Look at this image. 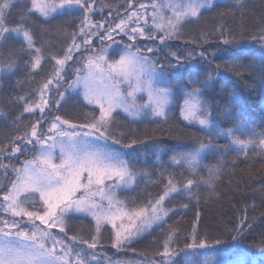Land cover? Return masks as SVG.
Listing matches in <instances>:
<instances>
[{"label": "snow or ice", "instance_id": "1", "mask_svg": "<svg viewBox=\"0 0 264 264\" xmlns=\"http://www.w3.org/2000/svg\"><path fill=\"white\" fill-rule=\"evenodd\" d=\"M15 3H21L23 8L18 14L17 22L10 25L8 18ZM241 3L242 0H236V6H241ZM94 4L95 0H0V48L13 38L22 41L20 51L27 52L29 67L33 72L41 68L45 57L42 48L36 45L34 33L29 27L31 16L36 13L47 20L65 11H80L83 14L78 33L72 34L71 42L63 55L50 56L55 67L51 76L39 87L37 98H17L23 103V111L17 120L22 119L24 113L35 114L37 110L41 118L27 125L29 130L10 142V151L9 145L0 147V169L5 170V175L9 167L3 163L5 155L10 158L16 154L34 152L31 159L24 160L22 167L13 169L15 179L0 197V212L4 214L0 216V264H99L95 249L100 244L105 225L112 226V247L120 249L130 245L153 224L166 223L165 218L172 209L165 206V201L173 197V194L186 195L190 200L198 201V189L201 185L210 190L209 194L214 193L224 162L220 160L217 164L209 165L204 161L209 155L220 151L213 142L215 139L227 138L238 152L245 155L253 145L264 149V132L258 133L244 118L234 91L221 112L234 121V126L221 128L214 119L212 102L205 98V93L211 90L220 74L221 65L216 64L215 74L209 72L203 80H190L188 83L191 90L182 92L180 115L189 124L199 125L207 137L206 140H197L191 148L173 150L169 157V163L174 168L184 169L187 175L182 172L183 179L177 180L174 173L165 176L161 172L160 176L165 180L163 193L154 201L149 200L146 206L127 210L124 203L116 197L115 189L131 186L136 182L138 174L133 171L129 161L124 159V154L113 146L122 145L131 149L143 141L129 138L125 143L124 133H117L113 129L114 114L120 109L132 119L151 116L166 121L174 96L164 65L161 64L158 70V61L145 54L158 52L159 48L146 46L142 50L136 41L139 38L153 41L159 39L160 44L165 45L168 40L180 39L184 25L197 21L202 10L211 9L213 0H152L150 21L140 11L146 10L147 5L140 4L139 9L132 11L126 20L121 19L114 27L106 29L103 24H95L89 19ZM132 6L129 0L128 7ZM130 24L135 26L130 27ZM100 29L104 31L100 32ZM117 30L118 34L127 37L129 41L124 44L119 59L109 60L107 47L99 51L91 47L93 37L97 36L101 41L116 43L113 34ZM216 31L223 44L236 41V37L225 35L223 24ZM77 36L80 37V42H77ZM250 40L260 46L251 61L245 64L241 59H233L224 67L236 76H243L246 72L257 69L258 60V69L264 79V27L250 36ZM201 42H209L207 33L201 34ZM83 47H87L93 54L86 58L82 69H77L75 80L65 91L81 94L88 105L98 109V114L96 111L86 114L85 121L81 123L60 115L46 121L45 111L51 113L53 103L58 110L64 100L65 92L60 91L64 82V68ZM170 55L177 61L176 65L170 66L182 67L181 60L195 59L196 55L203 59L205 52L189 53L188 57H181L172 51ZM14 67V59L6 62L0 60V73L11 72ZM122 84L127 86L124 90L121 89ZM53 91L58 94L59 99L53 100L48 95ZM138 94H141L139 101ZM45 122L48 123L46 129ZM28 145L32 146L31 149ZM156 159L163 164L160 150L156 153ZM205 170L206 175L202 174ZM108 181L112 183L109 184ZM0 187L3 185L0 184ZM104 201H107L106 207ZM182 207L187 208L188 205L183 204ZM70 213H84L93 217L95 234L90 239L78 235L68 236L66 221ZM6 216L11 219H6ZM125 220L129 222L127 227L123 223ZM117 221L121 223L117 224ZM24 222L30 223L31 229L22 228L21 224ZM54 228H58L67 240L53 234ZM243 228L242 221L237 226V235L232 236L233 240L238 238ZM177 237L178 232L170 228L162 251L156 253L161 260H153L149 264H174ZM221 243L220 239L210 243L207 238L200 237L193 226L182 249L185 251L184 264H201L197 259L199 250L218 247ZM261 244L260 251L264 252V239ZM77 245H86L87 248H77ZM203 264H216V257H205Z\"/></svg>", "mask_w": 264, "mask_h": 264}, {"label": "trees", "instance_id": "2", "mask_svg": "<svg viewBox=\"0 0 264 264\" xmlns=\"http://www.w3.org/2000/svg\"><path fill=\"white\" fill-rule=\"evenodd\" d=\"M126 1L128 0H98L94 14H100L101 18L110 16L115 9L108 5L123 9L128 4ZM101 2L104 4L101 10L97 11ZM122 2L126 3L121 5ZM22 8L21 3H15L8 18L10 25L17 22ZM93 18L99 20L98 16ZM82 20L83 14L80 11H65L47 20L36 13L31 16L29 27L34 33L36 45L42 48L45 57L41 68L34 72L30 70L27 52L20 51L22 41L13 38L4 44L3 58L14 59L16 68L4 78L1 90V107L6 116L0 119V147L9 145L10 151V142L17 135H23L29 130L26 126L33 122V114L24 113L22 119L17 120L23 111V103L17 98L25 96L35 99L38 87L42 82H46L54 70L55 62L50 60V56L63 55L71 42L72 34L78 33ZM221 24L226 29L225 35L236 37L234 43L227 45L222 43L220 34L216 31ZM261 27H264V0H242L241 6H236V0H221L211 9L202 11L197 21L186 23L180 39L163 45L160 51L152 56V59L158 61V65H164L174 93L167 120L151 116L136 120L118 113L113 124L115 132L124 133L125 143L129 138L143 141L134 145L133 150L126 155L133 171L139 174L135 186L122 194L130 207L146 206L149 200L154 201L163 193L165 180L161 178V172H164L165 176L174 173L177 180L183 179L182 172L187 175L184 169L174 168L169 163V157L173 150L191 148L197 140H206L207 137L199 125L189 124L180 115L182 92L191 90L188 83L190 80H203L209 72L215 74L216 64L221 65L220 74L213 82L211 90L205 93V98L212 102L214 119L221 128L234 126L233 120L221 114L229 95L234 91L244 118L258 133L264 132V79L258 69L259 61L257 60L256 70L246 72L243 76H236L224 67L233 59H241L245 64L251 61L259 47L251 46L250 43L254 41L250 40V36L255 35ZM202 33L208 34V43L201 42ZM77 42H80L79 36ZM117 51L116 58L122 52L119 48ZM172 51L181 57L203 51L205 57L201 59L196 55L195 59L181 60L182 67H171L170 64L176 65L175 59L170 55ZM67 68L70 84L77 72L71 62ZM55 96L57 94L52 97ZM93 111L98 114V109L88 105L81 95L75 94L61 104L57 113L62 118L81 123L85 121L86 114ZM213 142L220 151L206 157L204 163L212 165L220 160L224 162L214 193L209 194L210 190L201 185L198 189V201L190 200L186 195L173 194L165 205L172 209L165 218L166 223L154 227L149 233L132 242L129 245L131 250L157 257L156 253L162 251L163 242L170 228L178 232L176 238L178 247L174 245V251L182 250L193 226L196 227L198 235L207 238L210 243L220 239L221 245L231 246L237 241L253 250H260L264 239V149L253 145L247 149L245 155L238 152L225 137L215 139ZM158 150L163 164L156 159ZM7 158V155L3 157V163L6 165ZM145 172L148 175H143ZM10 173L7 170L5 175V170L0 169V184L3 185L0 189L9 185L12 175L14 178V171ZM202 174L206 175V170ZM183 204H187L188 207H182ZM72 220V223H79L86 230L93 226V222L88 218L76 216ZM242 221L244 228L238 238L233 240L232 236L237 235V226ZM238 264H264V260H247Z\"/></svg>", "mask_w": 264, "mask_h": 264}, {"label": "rangeland", "instance_id": "3", "mask_svg": "<svg viewBox=\"0 0 264 264\" xmlns=\"http://www.w3.org/2000/svg\"><path fill=\"white\" fill-rule=\"evenodd\" d=\"M218 1H221V0H213V5ZM126 2L128 3L129 0ZM126 2H122L121 5H124ZM151 2H152V0H131V3L133 6L131 8H129L128 4H127V6L123 9H120L117 6L113 7L112 5H108L109 7H112L113 9H115V12H112L113 14H111L110 16H102L103 18H101L100 14H98V15H97V13L94 14L96 5L98 3V0H95V4L93 5V11L89 13V19L95 24H103L105 29L110 28V27H114L115 24L119 23V21L121 19L126 20L127 16L132 11L138 10L140 4H145V5H147V9L146 10H140V11L142 12V14L147 15L149 18V21H150L151 20L150 13L152 11ZM103 4H104V2H101L98 4L99 9L97 11L101 10V6H103ZM204 10H202V11H204ZM94 16H98L99 20L96 21L93 18ZM141 23H143V22L141 21ZM131 26H135V24H130V27ZM99 31L103 32L104 29H100ZM146 31H147V29H146ZM118 32H119V30H117V33L113 34V39L116 41V43H113L112 41H108V40L101 41L99 39V37L97 36V37H93L91 47L96 49L97 51H99L101 48L107 47L108 48V54H109L108 55L109 60L119 59V56H118V58L115 57V55L117 56V53H118L117 49L119 48L120 51L123 52L124 44L129 43V41L127 40V37L122 36V34H118ZM173 40H175V39H173ZM173 40H168V41H166L165 44L171 43ZM136 44L139 47H141L142 50H144L146 46H149V47L159 48V51H160V48L163 46L160 44L159 39H156L153 41V40L139 38L136 41ZM250 44H251V46L260 47L259 44L256 42H252ZM3 47H4V45H3ZM3 47L0 48V60H3L6 62L7 59L3 58ZM85 50H88V51L85 52ZM122 52H120V54ZM155 53H157V52L145 53V54L152 57ZM92 54H93L92 51L86 47V48L81 49L80 52L75 53L73 60H70L67 62L66 66L64 68V82H62V85L60 87V91L65 92L64 100L61 102V104L63 102H65L69 97H71L75 94H79L78 92H73L71 90L65 91L66 89H68V86H69V76H67V73L69 71V68H67L68 63L71 62V64L75 68V71L77 72V69L80 66H81L80 69H82L83 64L86 62V58ZM174 64H177L176 60H174ZM159 66L160 65H157L158 70H159ZM15 68H16V64H15V67L13 68V70L11 72L5 71L3 73H0V119L3 118L4 116H6L5 112L3 111L2 107H1V90L3 87V81L7 75L11 74L15 70ZM74 68H72V70H74ZM164 71L167 75L168 83L170 85L169 74L166 72V70H164ZM75 78H76V76H75ZM42 84H43V82L41 83V85ZM39 87H38V89H39ZM52 87H54V85ZM126 87L127 86L124 84L121 85L122 90H124ZM56 94L57 93L54 91V92L49 93L48 95L53 100H56V99H59L58 94H57V96L52 97L53 95H56ZM79 95H81V94H79ZM140 95L141 94H138V97H137L138 101L140 100ZM34 98L36 99L37 96ZM144 98L146 99V97H144ZM57 111L58 110H57L55 104L53 103L52 107H51V113H49L48 110H46L44 113L45 120L50 121L51 119L54 118L55 115H59L57 113ZM118 113H122L125 116H127V114L120 109H117V111L114 115H116ZM127 117H129V116H127ZM40 118H41V114L37 110V112L35 114H33V121L40 119ZM129 118H131V117H129ZM140 119H142V118H139L136 120H140ZM47 127H48V123L45 122L44 128L46 129ZM49 143H51V142L49 141ZM100 143H103V142L101 141ZM28 147L31 149L32 146L28 145ZM113 147L120 150L124 154V159H126V160H127V157H126L127 152H129V151L131 152L133 150V147L131 149H127V148L122 147V145H114ZM33 155H34V152L29 151V152L24 153V154H16V155L11 156L10 158L8 157L7 158V162H8L7 165H9V167L7 169L8 173L13 171L14 168L22 167L24 160L25 159H31L33 157ZM56 155L57 156L59 155L58 149L56 150ZM56 162H58V161H56ZM138 178H139V174L137 175V180H138ZM14 179H15V173H14V178H13V175L10 178L9 185H7L5 188L0 189V197H2L3 193L7 190L8 187H10L11 181ZM107 183L111 184L112 182L108 181ZM135 183L132 184L131 186L127 187V188L120 187V188L115 189L116 197L124 203V205L126 206V209L129 211L131 209H134V208H132L128 205L127 201L122 197V194H123V192H126V191L132 189L135 186ZM78 195H79V193H78ZM97 199H99V198L97 197ZM166 201H167V199H166ZM166 201H165V205H166ZM103 203L105 204V207H106L107 201H104ZM3 215L4 214L2 212H0V216H3ZM76 216L88 218L89 220H91L93 222L92 228L89 230H86L81 226V224L72 223L73 217H76ZM5 218L11 219V217H7V216ZM16 219L19 220L20 218H16ZM37 223H39V222L37 221ZM66 223H67L68 236L78 235V236L90 239L91 236L95 234V221L91 215H87L84 213H70ZM119 223H121V221H117V224H119ZM123 223L125 224L126 227L129 225V222L127 220L123 221ZM158 225H160V224H153V226L150 229L142 232L132 242L140 239L142 236L149 233L154 227H156ZM21 227L25 228L27 230V229H31L32 225L30 223L24 222L21 224ZM70 231H71V233H70ZM72 231H74V232H72ZM82 231H84V232L86 231V232L82 233ZM52 232H53V234L59 236L60 238L67 240V238L64 237V234L59 232L58 228L52 229ZM87 232H89V234ZM112 238H113L112 226L110 224L105 225L102 229V235L100 237V244L97 246V249H95V252L98 256L99 264H109V261L111 262V264H149V262H151L153 260H155V261L161 260L160 256L151 257V256H148L144 253L135 252L129 248V245H126L120 249L113 248L112 247ZM67 242L72 243L71 241H67ZM79 247L87 248L86 245H77V248H79ZM213 256L216 257V264H238V263H243L247 260H250V261L264 260V252H262L260 250H256V249L253 250V249L245 246L243 243H240L237 241H235L231 246L220 245L218 247H209L206 249L199 250V255H198L197 259H199L201 261V264H203V260L205 257L211 258ZM184 260H185V251H182V250L174 251V255H173L174 264H184ZM93 264H96V262H93Z\"/></svg>", "mask_w": 264, "mask_h": 264}]
</instances>
